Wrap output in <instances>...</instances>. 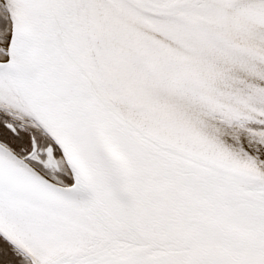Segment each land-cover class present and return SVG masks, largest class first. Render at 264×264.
<instances>
[{"label":"snow or ice","instance_id":"1","mask_svg":"<svg viewBox=\"0 0 264 264\" xmlns=\"http://www.w3.org/2000/svg\"><path fill=\"white\" fill-rule=\"evenodd\" d=\"M0 264H264V0H0Z\"/></svg>","mask_w":264,"mask_h":264}]
</instances>
